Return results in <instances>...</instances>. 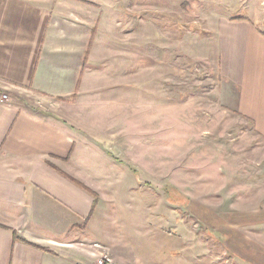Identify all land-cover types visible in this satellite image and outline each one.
Wrapping results in <instances>:
<instances>
[{
    "label": "rangeland",
    "instance_id": "rangeland-1",
    "mask_svg": "<svg viewBox=\"0 0 264 264\" xmlns=\"http://www.w3.org/2000/svg\"><path fill=\"white\" fill-rule=\"evenodd\" d=\"M88 3L110 153L133 176L109 247L138 264H264V139L230 105L215 34L238 17L264 31V0Z\"/></svg>",
    "mask_w": 264,
    "mask_h": 264
},
{
    "label": "crops",
    "instance_id": "crops-1",
    "mask_svg": "<svg viewBox=\"0 0 264 264\" xmlns=\"http://www.w3.org/2000/svg\"><path fill=\"white\" fill-rule=\"evenodd\" d=\"M88 4L0 0V264H98L102 255L138 264L109 247L133 176L110 153L120 138L104 121L112 113L99 94L105 69L97 41L90 49ZM215 34L230 105L264 139V31L238 17Z\"/></svg>",
    "mask_w": 264,
    "mask_h": 264
},
{
    "label": "built area",
    "instance_id": "built-area-1",
    "mask_svg": "<svg viewBox=\"0 0 264 264\" xmlns=\"http://www.w3.org/2000/svg\"><path fill=\"white\" fill-rule=\"evenodd\" d=\"M7 96H3L1 102L7 100ZM111 259L107 255H102L101 259L98 261V264H111Z\"/></svg>",
    "mask_w": 264,
    "mask_h": 264
},
{
    "label": "trees",
    "instance_id": "trees-1",
    "mask_svg": "<svg viewBox=\"0 0 264 264\" xmlns=\"http://www.w3.org/2000/svg\"><path fill=\"white\" fill-rule=\"evenodd\" d=\"M239 19H241V18H239Z\"/></svg>",
    "mask_w": 264,
    "mask_h": 264
}]
</instances>
